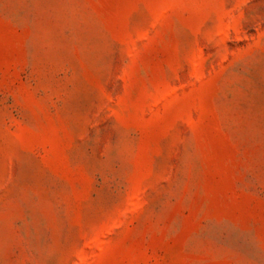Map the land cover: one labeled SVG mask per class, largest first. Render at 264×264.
Instances as JSON below:
<instances>
[{"label":"rangeland","instance_id":"1","mask_svg":"<svg viewBox=\"0 0 264 264\" xmlns=\"http://www.w3.org/2000/svg\"><path fill=\"white\" fill-rule=\"evenodd\" d=\"M0 264H264V0H0Z\"/></svg>","mask_w":264,"mask_h":264}]
</instances>
